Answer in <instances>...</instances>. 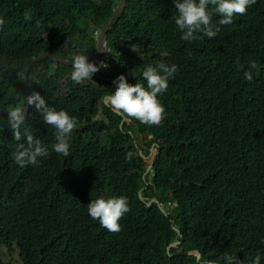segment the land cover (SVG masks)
<instances>
[{
    "label": "trees",
    "instance_id": "trees-1",
    "mask_svg": "<svg viewBox=\"0 0 264 264\" xmlns=\"http://www.w3.org/2000/svg\"><path fill=\"white\" fill-rule=\"evenodd\" d=\"M118 1L0 0V264H224L225 255L264 264V0L191 43L180 39L172 0H127L108 29V68L92 80L74 83L71 66L51 57L29 69L30 94L78 120L70 155L51 151L54 129L29 107L20 130L50 155L14 162L6 111L24 104L27 65L45 51L70 60L94 51V30ZM157 62L178 66L158 97L159 126L105 103L118 75L146 86L142 71ZM151 146L148 169L139 150ZM121 195L130 211L111 233L87 204Z\"/></svg>",
    "mask_w": 264,
    "mask_h": 264
},
{
    "label": "clouds",
    "instance_id": "clouds-1",
    "mask_svg": "<svg viewBox=\"0 0 264 264\" xmlns=\"http://www.w3.org/2000/svg\"><path fill=\"white\" fill-rule=\"evenodd\" d=\"M172 2L176 10V15L173 16L172 19L174 20L177 30L181 34L180 39L191 43L197 39L198 33L201 39H203V37L209 39L215 38L220 32V26L230 25L233 23L234 16L246 14L248 8L255 4L256 0H172ZM116 7H114L113 11ZM213 14L220 17L216 24H213ZM24 19L30 21L31 16L25 13ZM4 24L5 20L0 18V28H2ZM103 24L94 30L96 40L94 51L88 50L86 53L75 54L72 60L63 59L58 54L45 51L57 55L58 59L48 56L54 61H59L64 64V61H71V65H69L72 68L70 79L76 84H82L86 80H92L91 78L95 73H99L108 68V30L106 33V49L102 46L103 50L106 51L102 61H91L95 56L96 50H101V46L98 45ZM88 52L92 55L91 57L86 55ZM252 70H258V65L255 61H251L248 65V71L244 72V77L249 82L253 79ZM177 71L178 66L175 64L168 65L164 62H157L155 65L147 64L141 74L142 79L146 81V86L139 82L130 84L126 77L120 74L113 80V85L115 86L114 91L106 95L104 101L113 110L128 118L135 119L147 126H159L165 118V108L158 97L168 90V82L170 79L174 78V74ZM28 87L27 89L29 90ZM25 102L27 106L34 107L37 112L41 114L43 123L54 129V143L51 144V151L68 157L70 155L71 137L78 124L77 118L70 115L64 109L57 110L55 107L48 105L38 92L33 91L31 94L29 92V95L24 97L23 105H14L6 111L7 123L12 130L13 140L16 141L12 152L14 162L20 167L39 165V158H46L50 155L49 146L44 144L39 138L34 137V135L27 130V127H24L23 132L20 130L24 125V117L28 113L27 112L25 115ZM153 146L150 147L148 155L143 154V152L139 150L145 162L146 158L151 154V151L155 150L153 158L146 162L149 163L148 169H150L156 154V149ZM152 200L155 201L151 199L150 202ZM129 211L130 208L127 197L123 195L113 196L107 199L103 196H98L95 199H91L87 204V213L90 218L98 221L101 227L107 229L111 233H118L121 231L119 221ZM177 242L178 241L175 243ZM196 253H198L197 256L199 257V252L196 251L195 254ZM222 259L224 260V264H260L261 258L257 256L254 259L241 260L237 256L225 255ZM203 264H218V262L206 260L203 261Z\"/></svg>",
    "mask_w": 264,
    "mask_h": 264
},
{
    "label": "water",
    "instance_id": "water-1",
    "mask_svg": "<svg viewBox=\"0 0 264 264\" xmlns=\"http://www.w3.org/2000/svg\"><path fill=\"white\" fill-rule=\"evenodd\" d=\"M125 2H126V0H120L118 6L115 8V10L113 11L112 15L110 17H108V19L104 22V24L102 26V32H101V35L99 37V45H98V46H101V50L100 51L96 50L95 56H94V58L91 61H94V62H100V61H102V58H103L104 54L106 53V51L103 50V47L102 46H104L105 49H106V36H107L106 33H107V30L109 28V25H110L111 21L124 8ZM48 56H51L54 59H58L57 55L51 54L49 52H44V53L40 54L38 57H36L35 59H33V61L26 68V70L24 72V79H23V82H24L23 84H24V88H25V91H26V96L29 95V90L27 89V87H28L27 74L29 72L30 67L35 62H38V61H40V60H42V59H44V58H46ZM64 62L67 65H71V61H64ZM28 107L29 106H27V104H26V107H25L26 108L25 115L28 112ZM196 255H198V253H196Z\"/></svg>",
    "mask_w": 264,
    "mask_h": 264
},
{
    "label": "rangeland",
    "instance_id": "rangeland-1",
    "mask_svg": "<svg viewBox=\"0 0 264 264\" xmlns=\"http://www.w3.org/2000/svg\"><path fill=\"white\" fill-rule=\"evenodd\" d=\"M86 55H87L88 57H89V56H90V57L92 56V55L90 54V52H88ZM141 139H142L143 141H145V137L142 136V135H141ZM154 153H155V150H152V151H151V154L149 155V157L146 158V162L150 161V160L153 158ZM5 257H6V256H5ZM11 257L14 259V261H16V260L18 259L17 251H15V252L12 254ZM16 262H17V261H16Z\"/></svg>",
    "mask_w": 264,
    "mask_h": 264
}]
</instances>
